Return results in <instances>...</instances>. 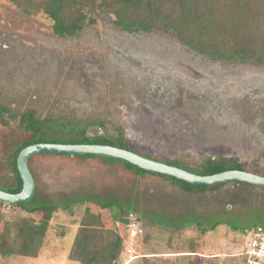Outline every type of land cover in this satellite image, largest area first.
Returning <instances> with one entry per match:
<instances>
[{"label": "rangeland", "instance_id": "374dc122", "mask_svg": "<svg viewBox=\"0 0 264 264\" xmlns=\"http://www.w3.org/2000/svg\"><path fill=\"white\" fill-rule=\"evenodd\" d=\"M86 15L75 36L58 37L42 12L26 15L0 0V103L12 113L0 120L1 187L15 185L8 161L31 138L20 124V114L30 110L42 120L53 116L79 123L77 130L85 129L89 137H115L122 128L139 154L163 163L176 161L202 172L208 159L234 158L264 177V66L213 61L161 27L123 31L105 9ZM28 166L36 190L32 205L59 204L61 210L50 222L39 258L8 257L0 264H77L68 260L78 229L71 222L90 209L107 228L118 223L110 210L81 203L93 199L129 204L145 225L153 219L162 223L168 228L157 227L160 245L185 238L188 251L200 252L191 258L197 264H244L248 232L264 225V189L244 182L226 181L191 194L165 177L138 176L101 157L38 154ZM67 205L71 211H64ZM18 206H0V235L5 223L41 219V213ZM198 223L209 230L197 244ZM138 251L145 252V246Z\"/></svg>", "mask_w": 264, "mask_h": 264}, {"label": "trees", "instance_id": "16d2710c", "mask_svg": "<svg viewBox=\"0 0 264 264\" xmlns=\"http://www.w3.org/2000/svg\"><path fill=\"white\" fill-rule=\"evenodd\" d=\"M26 15L42 12L51 19L52 31L58 37H73L87 20L86 11L105 9L115 18L114 25L126 32H151L163 28L173 32L183 40L185 46L213 61L253 63L264 66V0H9ZM93 22V20L91 21ZM12 115L10 109L0 104V117ZM63 119L52 116L42 120L37 111L30 110L20 114V124L31 138L22 143L10 156L9 166L14 176L13 188H0L11 194L22 191L23 181L18 170L17 159L25 148L36 144L63 145H101L112 146L136 152L126 142L124 130L116 128V136L99 135L89 137L85 129L78 131L75 125ZM101 126L105 123L100 122ZM80 135H73L74 132ZM65 133L64 136H60ZM80 158H97L95 155H75ZM144 157L150 160L147 155ZM106 161L122 163L123 166L138 176H164L147 172L126 161L101 157ZM157 161V160H156ZM209 166L205 171L194 174L209 176L245 168L234 158L208 159ZM168 165H179L166 161ZM206 167V166H205ZM165 177V176H164ZM176 182L184 192L204 193L210 187L195 186L187 182L169 177ZM36 202V192L26 203L19 205L28 214L41 213V219L22 218L19 221L5 223L0 235V259L8 257H24L37 259L41 256L50 222L60 212L58 204ZM93 203L102 210H110L113 220L121 224L107 228L99 213L86 209L81 221L71 222L78 225L73 245L68 253V260L78 264H122L125 252V240L129 215L137 212L131 205H120L115 201L89 200L81 202ZM3 202L0 201V206ZM71 211V206L64 211ZM136 217L142 220L140 215ZM195 222L196 220L193 219ZM217 223L210 228L216 229ZM185 226V225H183ZM264 227V225H262ZM200 236L207 233L203 224L198 223ZM68 228L64 230L66 234ZM140 240V237L137 238ZM140 242V241H139ZM205 244V243H204ZM201 241V246H204Z\"/></svg>", "mask_w": 264, "mask_h": 264}, {"label": "water", "instance_id": "95a60500", "mask_svg": "<svg viewBox=\"0 0 264 264\" xmlns=\"http://www.w3.org/2000/svg\"><path fill=\"white\" fill-rule=\"evenodd\" d=\"M36 154L56 155H95L111 157L126 161L147 172L174 177L195 186L210 187L226 181H239L264 189V177L246 171H229L212 176H199L186 170L147 159L134 152L101 145H63V144H37L24 150L18 156V170L23 181L22 191L18 194L7 193L0 190V201L11 205H22L28 202L35 192V181L28 166V159Z\"/></svg>", "mask_w": 264, "mask_h": 264}, {"label": "crops", "instance_id": "0c3cea01", "mask_svg": "<svg viewBox=\"0 0 264 264\" xmlns=\"http://www.w3.org/2000/svg\"><path fill=\"white\" fill-rule=\"evenodd\" d=\"M152 221L151 220L146 221L147 226L145 225L144 235L139 236L140 240L137 239L135 241L134 254H132L131 256V255H127L126 252L123 253V257L121 259L122 264H133L136 261L135 259L138 260L140 258L144 259L143 264H163L165 260H169L171 264H197V262L194 261V259L192 261L191 258H194V256L196 255H197L196 257L200 256V252L196 253L191 250L188 251L187 248L185 247L186 246L185 238L180 240V238L175 237L174 242L172 243L170 241L166 242L162 247L156 235V230L157 227H164V225L162 223L157 224V222L155 223ZM184 227L186 228L187 226ZM164 228H168V227H164ZM198 234H199V230H198ZM196 238H197L196 243L198 244L199 242L198 235L196 236ZM128 244H129V240H128V229H127L125 245ZM159 245L161 247H159ZM142 246H145V252L139 253L138 249L141 248ZM167 246H169L168 247L169 249L166 248ZM215 256L216 255H210L211 258ZM201 258H203V256H201Z\"/></svg>", "mask_w": 264, "mask_h": 264}, {"label": "built area", "instance_id": "2783aa9c", "mask_svg": "<svg viewBox=\"0 0 264 264\" xmlns=\"http://www.w3.org/2000/svg\"><path fill=\"white\" fill-rule=\"evenodd\" d=\"M129 244L125 245L127 255L134 254V245L137 238L144 235L145 224L136 217L129 215L127 224ZM249 242L242 252L244 264H264V227L257 226L248 232Z\"/></svg>", "mask_w": 264, "mask_h": 264}, {"label": "flooded vegetation", "instance_id": "af4514ba", "mask_svg": "<svg viewBox=\"0 0 264 264\" xmlns=\"http://www.w3.org/2000/svg\"><path fill=\"white\" fill-rule=\"evenodd\" d=\"M1 104V103H0ZM2 105V104H1ZM53 117V116H52ZM55 118V117H54ZM60 119V118H59ZM0 120H3V117L1 118L0 117ZM64 120V119H63ZM99 136V135H98ZM104 136V135H103ZM126 142H127V140H126ZM37 145V144H36ZM129 145V144H128ZM130 146V145H129ZM131 147V146H130ZM132 148V147H131ZM134 149V148H133ZM125 150V149H124ZM135 150V149H134ZM15 151V150H14ZM130 151V150H129ZM136 151V150H135ZM131 152H133V151H131ZM134 153H136V154H138V155H140V156H142V157H144V155H141V154H139L137 151L136 152H134ZM36 155H38V154H36ZM11 156V155H10ZM148 157H150L149 155H147ZM99 157V156H98ZM146 158V157H145ZM150 158H153V157H150ZM9 159H10V157H9ZM148 159V158H147ZM157 160V159H156ZM156 160H153V161H156ZM214 161V160H216L215 158H213V159H211V161ZM167 161H169V160H167ZM9 162V161H8ZM28 162H29V159H28ZM157 162H162V161H160V160H157ZM166 162V161H165ZM170 162H175V163H177L178 165H179V167L178 166H174V165H171V166H174V167H177V168H180V169H183V170H186V171H188V172H191V173H193V170H191V169H187V168H185L184 166H182V165H180L178 162H176V161H170ZM163 163V162H162ZM166 164V163H165ZM232 171H239V170H232ZM245 171L246 172H248L247 171V169L245 168ZM227 172H229V171H227ZM224 173V172H223ZM220 174V173H219ZM196 175H198V174H196ZM148 176V175H147ZM152 176V175H151ZM165 176V175H164ZM164 176H161V177H164ZM200 176V175H199ZM202 176V175H201ZM170 176H165V178H167L168 180H170V181H172L176 186H178L179 187V185L176 183V182H174L171 178H169ZM180 188V187H179ZM181 189V188H180ZM210 189H211V187H210ZM209 189V190H210ZM0 190H2L1 188H0ZM182 190V189H181ZM183 191V190H182ZM208 191V190H207ZM206 191V192H207ZM35 192H36V190H35ZM187 193H189V192H187ZM205 193V192H204ZM204 193H200V194H204ZM192 194V193H191ZM193 194H196V193H193ZM127 205H129V204H127ZM136 215H138L137 213H136ZM197 216V215H196Z\"/></svg>", "mask_w": 264, "mask_h": 264}]
</instances>
